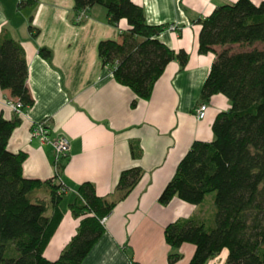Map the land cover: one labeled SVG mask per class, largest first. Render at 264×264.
Instances as JSON below:
<instances>
[{"label": "crops", "instance_id": "crops-1", "mask_svg": "<svg viewBox=\"0 0 264 264\" xmlns=\"http://www.w3.org/2000/svg\"><path fill=\"white\" fill-rule=\"evenodd\" d=\"M22 1L0 0V34L21 42L28 64L27 84L34 99L31 107L17 114L7 104L16 99L0 86V116L21 119L10 137L8 150L27 154L25 178L54 184L58 170L55 150L38 139L31 140L32 126L48 120L52 136L62 135L71 144L60 172L67 186L62 201L57 207L53 205L49 184L31 193L34 202H47L50 218L56 210L62 213L44 256L57 260L76 233L80 219L73 216L70 205L80 184L91 182L99 196L115 198L121 172L141 167V181L107 216L104 234L82 264H170L168 255L172 249L165 239V227L180 218L213 225L216 208L212 206L209 214L212 207H206L207 198L194 205L175 197L162 205L159 196L192 143L212 141L216 116L231 108L230 100L221 93L208 101L201 98L217 53L199 52L202 25L198 20L209 16L216 7L238 0H132L144 8L149 24L166 26L159 35L161 42L189 55L183 70L179 61H171L156 82L151 98L139 100L135 107V93L115 80L98 53L100 41L122 40L131 28L126 19L111 24L101 5L88 8L79 19L74 0H38L20 7ZM263 1L252 0L256 5ZM37 30L39 33L33 36ZM41 47L52 52L50 61L40 55ZM253 48L263 49L264 43L215 46L218 52ZM202 103L208 104V111L205 119L198 120L195 112ZM132 141L142 148L139 159L131 155ZM195 250V245L184 243L178 249L182 258L175 264H189ZM226 257L228 250L224 249L207 264H225Z\"/></svg>", "mask_w": 264, "mask_h": 264}, {"label": "trees", "instance_id": "trees-1", "mask_svg": "<svg viewBox=\"0 0 264 264\" xmlns=\"http://www.w3.org/2000/svg\"><path fill=\"white\" fill-rule=\"evenodd\" d=\"M37 1L23 0L20 7ZM74 2L78 11L101 5L111 24L126 19L130 25L121 41H100L98 53L115 80L135 93L132 107L139 100L151 98L156 82L171 61H179L181 70L187 66L186 51H174L160 41L166 26L149 24L144 8L132 0ZM198 22L202 25L199 52L217 53L201 98L208 101L221 93L230 100L231 108L216 116L212 141L192 143L159 196L162 205L175 197L200 205L213 193L216 208L213 225L180 218L165 227V239L172 249L168 262L177 263L182 258L178 249L191 243L196 250L189 264H207L224 249L228 250L225 264H264V48L237 52L215 49L218 45L264 43V1L259 5L252 0L221 5ZM38 33L39 30L33 36ZM39 53L48 61L52 58L48 48L41 47ZM27 81L28 64L21 42L1 33L0 86L21 101L24 109L34 104ZM20 123L19 116L12 120L0 116V264H82L105 232L101 220L133 192L144 171L141 167L123 170L115 198L99 196L91 182L80 184L70 205L73 216L80 219L76 233L59 258L50 261L44 250L62 213L56 210L50 218L47 202H34L31 193L51 185V201L57 207L67 191L60 192L62 185L56 176L54 184L24 177L27 154L8 150L10 137ZM130 150L134 159L142 156L138 142L132 141ZM62 167L63 162L60 172Z\"/></svg>", "mask_w": 264, "mask_h": 264}, {"label": "built area", "instance_id": "built-area-1", "mask_svg": "<svg viewBox=\"0 0 264 264\" xmlns=\"http://www.w3.org/2000/svg\"><path fill=\"white\" fill-rule=\"evenodd\" d=\"M86 15V10L80 11V17L79 19H82ZM172 28H175V26H172ZM8 106L12 108L17 114H21L24 110V105L19 100H9L7 102ZM208 111V104L202 103L195 112V116L198 120H203L206 118ZM31 140L32 139H38L43 144H49L51 145L55 150V159H56V166L58 168L56 178L61 183L62 187L60 189V192L67 191V186L64 183L61 175H60V165L63 162L64 159H66L70 153L71 150V144L70 141L62 136H52L50 127L48 125V120H41L38 122H35L32 126V130L30 133ZM106 217H104L101 222L104 224L106 222Z\"/></svg>", "mask_w": 264, "mask_h": 264}, {"label": "rangeland", "instance_id": "rangeland-1", "mask_svg": "<svg viewBox=\"0 0 264 264\" xmlns=\"http://www.w3.org/2000/svg\"><path fill=\"white\" fill-rule=\"evenodd\" d=\"M213 195H214V194L212 193V194H210V195L207 197V203H206V207H207V208H209L210 206H211V207L214 206V201H213V199H212V201H210V198H212ZM212 210H213V207L210 209L209 214L212 212ZM225 252H227V251H225ZM226 260H227V257H226Z\"/></svg>", "mask_w": 264, "mask_h": 264}]
</instances>
